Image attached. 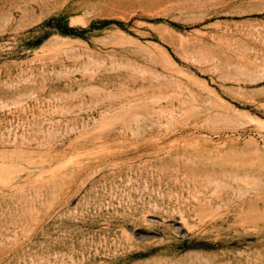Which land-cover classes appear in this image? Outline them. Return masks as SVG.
<instances>
[{"label": "rangeland", "instance_id": "rangeland-1", "mask_svg": "<svg viewBox=\"0 0 264 264\" xmlns=\"http://www.w3.org/2000/svg\"><path fill=\"white\" fill-rule=\"evenodd\" d=\"M0 264H264V0H0Z\"/></svg>", "mask_w": 264, "mask_h": 264}]
</instances>
